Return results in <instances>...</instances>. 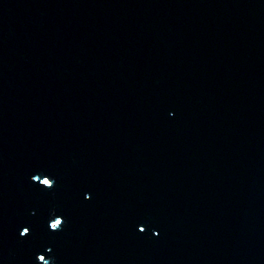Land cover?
<instances>
[{
	"label": "water",
	"instance_id": "1",
	"mask_svg": "<svg viewBox=\"0 0 264 264\" xmlns=\"http://www.w3.org/2000/svg\"><path fill=\"white\" fill-rule=\"evenodd\" d=\"M0 264H264V0H0Z\"/></svg>",
	"mask_w": 264,
	"mask_h": 264
}]
</instances>
